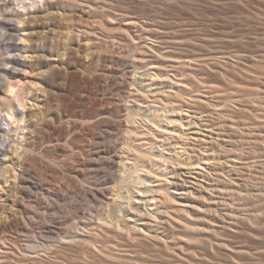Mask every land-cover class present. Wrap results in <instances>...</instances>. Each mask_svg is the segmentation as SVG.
Wrapping results in <instances>:
<instances>
[{
    "label": "rangeland",
    "instance_id": "rangeland-1",
    "mask_svg": "<svg viewBox=\"0 0 264 264\" xmlns=\"http://www.w3.org/2000/svg\"><path fill=\"white\" fill-rule=\"evenodd\" d=\"M54 11L18 24L28 64L22 126L45 116L69 129L85 109L108 118L37 162L39 175L76 193L51 207L58 216L100 208L99 189L111 200L118 187L140 208L122 232L95 225L38 257L0 249V264H264V0H70ZM50 55L62 67L55 74ZM100 140L113 154L95 149ZM114 154L130 165L144 158L134 166L141 184L111 180ZM22 219L36 238L50 224Z\"/></svg>",
    "mask_w": 264,
    "mask_h": 264
},
{
    "label": "bare ground",
    "instance_id": "bare-ground-1",
    "mask_svg": "<svg viewBox=\"0 0 264 264\" xmlns=\"http://www.w3.org/2000/svg\"><path fill=\"white\" fill-rule=\"evenodd\" d=\"M57 1L60 3L58 4ZM69 3L70 0H0V35L2 37L0 38V66H3V68L0 67V133L5 138V140L0 141V191L8 187L9 182L13 181L12 178L15 180V183H11L6 189V194L0 195V230H2L0 249L7 250L8 248L12 251L19 249L18 251L21 250L25 257L29 258L38 257L42 254L50 255L56 252L54 250H57L59 246H62L63 240L75 242L82 237V234L86 235L85 232L90 233V227L95 225L100 227L99 229L106 228L111 231L122 232L126 229L123 223L126 219L134 217L140 208L131 201L132 196L129 195V190H126L128 193L124 195L120 191L121 189L119 190L116 186L118 192L114 194L116 195L115 199L111 200H108L104 188L99 189L100 196L106 202L99 200L98 203L105 206L94 209L73 206L70 209V215L58 216L61 207L59 205L51 207V204L65 202L70 198V195H76V193H70L64 184H56L55 180L46 179L37 172V162L39 160L42 162V158L48 156L50 148L55 146L54 142L60 143L63 138L65 143L70 145L71 137L77 132L83 133L85 124H95L100 119L108 118V113L105 111L96 113L93 110L85 109L82 115L75 119L69 118L71 120L69 129L57 127L56 124L54 125L55 122L51 124V121L45 116H42L43 119L38 117L36 122H31L28 119L24 126L21 124L26 114L27 95V90H25L26 76L22 72L27 71L28 64L26 59L23 60L24 58H22L24 52H27L26 49L22 44L16 42L22 37L21 31H24V28L21 29L18 24H23L24 27L25 25L32 26L33 22L39 21L37 19L43 18L41 16L44 18L47 16L46 19L49 20L56 13L54 9ZM29 34L31 37L27 41L30 46H34L36 44V32ZM72 51L67 49L63 55L68 54L70 56ZM44 60H47L45 64L48 65L46 71L55 74V69L62 68L58 64V56L54 58L50 55ZM42 78L43 80L47 79L44 76ZM44 83L46 82L44 81ZM48 100H42L44 103L42 107L45 109L50 106ZM48 113L49 111L46 114ZM117 125L119 127L124 126L121 122ZM20 129L23 132L26 130L28 133L24 135L22 141L19 137H15ZM43 131H46L44 135L47 136L42 135ZM91 140L93 139L91 138ZM103 143L105 144L100 140L93 144L98 152L113 154L110 148L102 149ZM11 147H15L16 150L15 154L9 158L8 151ZM137 157L134 165H130L128 159L114 154L106 163V166L111 169L110 175H113V178L110 176V179L112 178V181L117 180L119 186L124 185L127 181L141 184L144 179L143 173L140 171L141 169H134V166L147 162L142 156ZM90 161L94 160L90 159ZM8 162L12 164V167L7 166V171L5 170V173L2 174L1 171ZM9 173L10 175H8ZM99 181L102 182V178ZM121 187L123 188V186ZM179 188L180 184H178ZM143 194H145L144 191ZM23 216L30 220L32 226L44 221L47 223L46 219L48 218L50 224L46 227L44 235L36 238L27 234ZM12 228L15 229L16 235L14 237L2 234ZM58 230L62 233H59ZM63 233L65 237L61 236Z\"/></svg>",
    "mask_w": 264,
    "mask_h": 264
}]
</instances>
